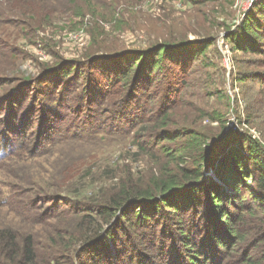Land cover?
Listing matches in <instances>:
<instances>
[{
    "label": "trees",
    "instance_id": "trees-1",
    "mask_svg": "<svg viewBox=\"0 0 264 264\" xmlns=\"http://www.w3.org/2000/svg\"><path fill=\"white\" fill-rule=\"evenodd\" d=\"M257 5L226 34L233 53L264 55V1ZM210 44L158 42L115 53L110 63L92 52L82 62L55 57L43 71L23 76L21 87L9 86L0 71V85L7 83L0 93L1 167L13 160L32 163L55 150L63 153L65 145L106 135H121L165 160L154 174L118 179L90 197L95 200L78 197L69 206L53 195L49 209L46 202H32L31 193L19 192L27 178L18 186L0 181L1 204L22 200L32 225L52 229L41 243L31 232L0 228V264H264V146L224 123L213 137L181 127L172 110L192 106L180 96L187 84L168 76L164 85L162 62L182 63L185 55H202ZM247 79L264 88V76H238L240 83ZM153 85L162 97L152 99L161 94L149 88ZM139 91L145 100L135 95ZM63 112L75 127L62 123ZM20 116L35 120L31 128L39 143L31 146L20 137L15 128ZM160 139L176 146L159 145ZM85 163L75 157V173ZM48 211L54 223H47ZM70 213L73 223L66 225Z\"/></svg>",
    "mask_w": 264,
    "mask_h": 264
},
{
    "label": "rangeland",
    "instance_id": "rangeland-1",
    "mask_svg": "<svg viewBox=\"0 0 264 264\" xmlns=\"http://www.w3.org/2000/svg\"><path fill=\"white\" fill-rule=\"evenodd\" d=\"M262 1L248 4V0H0L1 78L10 81L9 86L21 87L23 76L43 71L47 62L52 65L57 58L82 62L86 53L92 52L95 57H102L104 63H110L115 53L145 49L158 42L211 41L202 55L199 53L195 58L185 55L179 64L162 62L164 85L168 76L184 79L187 85L184 90L181 86L180 96L192 103L187 106L189 109L182 105L172 113L178 116L181 127H192L209 137L223 123L229 128L235 121L237 133L249 132L264 146V88L258 86L257 79L241 83L238 80V76L245 75L261 79L264 55L233 53L232 44L225 39L244 13ZM94 38L97 43L92 45ZM100 63L97 61L96 65ZM6 84L0 85V93ZM149 88L161 93L152 99L162 97V91L155 85ZM135 93L138 97L141 93V101L145 100L141 91ZM24 100L28 102L29 95ZM62 115H65L62 123L69 128L77 125L70 113ZM34 123L30 116H20L15 123L16 130L22 133L20 137L31 146L41 140L39 134L35 136L37 130L31 128ZM121 137L106 135L96 142L78 140L81 143L65 145L63 153L55 150L32 163L13 160L6 166L0 165V181L19 185L20 180L27 178L29 184L23 185L19 192L31 193L29 197L36 198L32 202L42 201L41 205L46 202V207L51 208L53 195L65 198L66 204L72 206L73 199L78 197L95 200L90 197H96L101 189L112 187L122 177L130 175L138 179L161 168L165 160L159 153L141 150L136 142ZM158 144L171 150L176 146L163 139ZM77 156H82L86 163L75 173L72 163ZM248 187L253 189L251 183ZM23 204L17 198L8 205L0 203V228L17 235L31 232L38 242H45L51 226L32 225L30 217L22 212ZM50 212H46V221L54 223ZM71 222L70 213L66 225Z\"/></svg>",
    "mask_w": 264,
    "mask_h": 264
},
{
    "label": "built area",
    "instance_id": "built-area-1",
    "mask_svg": "<svg viewBox=\"0 0 264 264\" xmlns=\"http://www.w3.org/2000/svg\"><path fill=\"white\" fill-rule=\"evenodd\" d=\"M259 1H262V0H248V4H252V3H255V2H259ZM221 38V37H220ZM223 40V39H222ZM238 124L237 123H235V121H233V122H231L230 123V127L232 128V129H234V130H238V126H237Z\"/></svg>",
    "mask_w": 264,
    "mask_h": 264
}]
</instances>
